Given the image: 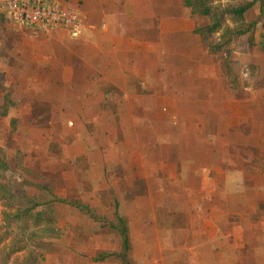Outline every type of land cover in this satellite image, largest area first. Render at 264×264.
I'll return each instance as SVG.
<instances>
[{
    "label": "rangeland",
    "instance_id": "1",
    "mask_svg": "<svg viewBox=\"0 0 264 264\" xmlns=\"http://www.w3.org/2000/svg\"><path fill=\"white\" fill-rule=\"evenodd\" d=\"M139 1L143 12L150 9L153 13L147 19V14L142 15L139 21L147 29L141 34L142 43L161 44L163 40L171 42L174 49L183 44L187 47L186 53L183 50L178 59H173L178 68L186 64L184 72L177 68L171 82L158 80L157 90H146L145 97H135L138 117L150 122V127L137 131L140 147L133 143L131 130L116 127L114 115L109 114V120L102 124H92L96 121L92 120L96 116L91 112L93 107L83 104L89 99L58 96L59 90L67 87L57 83L64 78L69 44L77 36L62 28L16 23L0 0V15L4 16L0 24V106L7 91H12L16 102L7 117L0 112V147L9 164V170L0 173V182L10 188L18 204H24L23 196L36 203L52 195L79 199L97 209L101 217L115 221L117 201L118 213L133 221L134 196H145L148 188L143 184L146 173L158 225L165 235L162 237H169L168 249L179 250L166 251L170 264H201V259L185 257L184 250L180 253L186 245L182 231L189 227L202 234L204 243L196 249L199 247L200 254L206 252L205 264H264V52L260 47L250 49L247 37H243L212 56L192 33L196 27L208 25V18L192 19L183 0H154L155 4ZM233 4L215 0L213 6L221 10ZM258 15L259 5L245 20L251 22ZM163 25L166 33L161 37ZM261 34L264 29L259 25L258 41ZM210 40L220 43V35ZM225 50L232 53L237 89L229 86L222 70ZM12 119L18 121L16 130L11 127ZM165 121L176 127L164 126ZM175 138H182L183 145L166 144L175 142ZM95 152L104 158L106 175L102 163L90 162ZM175 154H182L187 162L183 164L197 175L180 177L178 162L168 160ZM132 169L142 179L136 183V194L130 193L125 183L131 184ZM170 171L177 174L173 179L165 175ZM137 201L144 214H153L145 198ZM4 205L0 199V255L9 252L16 238L24 239L36 231L31 223L23 232L19 222H9L4 213L11 211ZM55 210L59 220L51 225L49 233L36 237L42 247L29 244V249L12 256L10 264L21 262L32 249L38 264H68L70 253L98 245L92 236L117 248L115 233L109 228H102L64 204H56ZM135 244L138 254L139 245ZM210 246H219L221 255L209 254L206 250L211 251ZM136 257L130 255L131 264H137Z\"/></svg>",
    "mask_w": 264,
    "mask_h": 264
},
{
    "label": "crops",
    "instance_id": "2",
    "mask_svg": "<svg viewBox=\"0 0 264 264\" xmlns=\"http://www.w3.org/2000/svg\"><path fill=\"white\" fill-rule=\"evenodd\" d=\"M53 1L62 9L78 12L82 21L77 38L71 40L69 44V66L63 73L64 78L58 80L57 83V85L63 83L67 87H65L66 89L63 88V90L60 89L58 96L70 97L73 95L75 98L89 99L88 102H83V104L86 107L90 106L94 108H92L91 112L95 113L94 115L96 116L92 120L96 121L92 124H102L108 119L109 114L114 115L116 117V127L123 131L131 130L135 136L133 143L140 147L141 139L137 131L150 127V122L138 117L140 113L136 109L137 103L135 97H145L143 91L146 90H157L155 83L158 80L171 82V77L178 68L176 63H173V59L174 57L181 56L183 50L186 53L187 47L183 44L184 47L181 45L179 48L176 47L174 49L175 47L173 46L172 48L171 42L163 43V40L161 44H156L155 42L142 43L141 34L145 31L147 32V29L143 28L139 21L144 14L148 15V17L145 16L144 18H149L152 11L147 9L146 13L145 11L143 12L138 5L139 0ZM147 1L149 4H155L154 0ZM146 21L149 22L148 20ZM168 31L172 33L170 28ZM165 33L166 29L163 25V30L160 31L161 37ZM179 35L181 36V32H179ZM194 36L196 35L194 34ZM158 45H162L164 48H158ZM174 52H176V55H174ZM185 59H187V55ZM185 66L186 64L178 68L180 73L184 72ZM169 96L172 98L173 93ZM115 98L119 100H115ZM92 99L96 100L93 101ZM156 110H158V113H161L159 108ZM166 110L171 111L170 108ZM164 126H169L170 128L176 127L175 124L167 121L164 122ZM176 140H179V142L177 143ZM182 140V138H175V142H166V144L170 146L176 144L183 145ZM139 156L140 160H142V156ZM151 158H156V156H152ZM172 159L178 162L177 173L180 170V177H186L190 174L197 175L195 170L183 164L187 162H185L186 159L183 158L182 154L171 155L168 160L171 161ZM90 162L96 165L102 163V170L104 175H106L105 161L101 153H93L90 157ZM134 170L130 171V175L132 174V178L129 177L132 180L131 184L129 182L125 183L130 193L136 194L139 192L137 191L138 186L136 183L142 179L140 173L134 175ZM111 174L115 176L114 171ZM165 175L173 179V176L177 174L170 171ZM143 178V184H147L148 188L145 191V196H134V207L132 209L135 211L136 217L132 221L128 216H125L129 220L130 227L132 246L130 255L134 256L135 254L137 256L135 258L137 264H170L166 251L176 253L179 250L168 249L170 240L169 237H162V234L163 236L165 235L162 226L158 225L154 195L152 196L153 192L151 191V184L149 182L150 176L145 173ZM156 192L160 191L157 190ZM142 198L146 199V206H148V210L152 211V215L149 214L148 216L142 212L141 203L137 201ZM120 207L123 208V205H120ZM121 216H124V214ZM225 220L227 221L228 218ZM219 224L218 221L217 226ZM182 232L186 236V239L183 237L186 245H184V249L180 248V253L184 250L186 252L185 257L201 259L203 261V263L201 261V264H205L203 258L206 257V252L200 254L199 247L196 249V246H199V243L204 241L202 234L196 228L192 229L191 227ZM92 237H94V242L98 243V245L94 244L90 248H86L85 251L81 250L70 253L68 264H122L116 258H109L102 262H95L93 260L100 253L118 252L120 250L121 242L116 234H114L116 249L108 247V244H102L101 238ZM135 243L139 245L138 254L135 252ZM218 247L213 248L210 246L211 251H206L212 254L213 257H219L221 254L217 249ZM217 262L220 264L219 261Z\"/></svg>",
    "mask_w": 264,
    "mask_h": 264
},
{
    "label": "trees",
    "instance_id": "3",
    "mask_svg": "<svg viewBox=\"0 0 264 264\" xmlns=\"http://www.w3.org/2000/svg\"><path fill=\"white\" fill-rule=\"evenodd\" d=\"M232 1L233 5H229L226 9H217L213 6L215 0H183L185 8L191 12L192 19L201 16L210 20L206 26L196 27L193 33L198 36L201 42L208 47V53L212 56H216L222 50L226 49L231 43L239 41L243 37H247V45L250 49L260 47L264 52V34H261V41L257 40V28L259 25L264 29V0H228ZM6 14L9 13L4 3H1ZM257 5H259L258 17L247 22L245 20L246 15L252 11ZM4 23V16L0 15V24ZM231 24V25H229ZM25 25L33 27L29 24ZM220 35V43H213L210 37L213 35ZM232 53L230 50H225V60L222 65V70L229 86L233 89L239 87L238 77L236 76L233 63L231 60ZM16 106V103L12 99V91H7L4 96V102L0 106V112L2 117H7L11 109ZM12 129H17V119H12ZM9 170V164L6 159L4 150L0 147V173L7 172ZM24 204H18L17 198L13 195L10 188L4 183L0 182V199L4 201L9 213H4L6 219L11 222L15 220L22 225V231L25 232L27 228L26 224L31 223L36 230L33 233L28 234V237L21 239L16 238L11 243L10 250L7 254L0 255V264H10V260L13 255L21 253L29 249V244L42 247L36 241V237L42 234L50 232L51 225L58 221L60 218L59 213L55 210L56 204H64L71 208H75L82 214L88 216L92 221L101 225V227L109 228L119 238L121 242L120 250L118 252H103L100 253L93 260L95 262H102L109 258H116L122 262V264H131L130 252L132 250L129 220L121 216L118 213L119 204L115 202V221H108L101 217L97 209L93 208L90 204L85 203L79 199H61L53 197L48 200L35 202L23 196ZM28 221V222H27ZM25 234V233H24ZM39 259L34 249L28 253L25 259L21 262L16 261L12 264H38Z\"/></svg>",
    "mask_w": 264,
    "mask_h": 264
},
{
    "label": "built area",
    "instance_id": "4",
    "mask_svg": "<svg viewBox=\"0 0 264 264\" xmlns=\"http://www.w3.org/2000/svg\"><path fill=\"white\" fill-rule=\"evenodd\" d=\"M10 18L33 27L62 28L76 37L82 24L80 14L62 9L53 0H2Z\"/></svg>",
    "mask_w": 264,
    "mask_h": 264
}]
</instances>
